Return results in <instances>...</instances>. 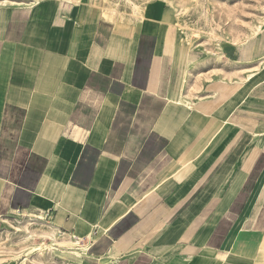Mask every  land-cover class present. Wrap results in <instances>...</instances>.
Segmentation results:
<instances>
[{
    "label": "crops",
    "instance_id": "obj_1",
    "mask_svg": "<svg viewBox=\"0 0 264 264\" xmlns=\"http://www.w3.org/2000/svg\"><path fill=\"white\" fill-rule=\"evenodd\" d=\"M72 1L0 5V221L47 220L88 245L81 262L253 264L264 143L249 156L232 147L233 86L178 103L171 29L148 20L112 33ZM233 224L236 242L220 250Z\"/></svg>",
    "mask_w": 264,
    "mask_h": 264
},
{
    "label": "rangeland",
    "instance_id": "obj_2",
    "mask_svg": "<svg viewBox=\"0 0 264 264\" xmlns=\"http://www.w3.org/2000/svg\"><path fill=\"white\" fill-rule=\"evenodd\" d=\"M79 2L88 4L93 22L112 33L120 31L119 33L127 35V31L131 32L134 25L136 27L148 20H158L163 26L171 29L181 44L178 78L183 69L186 76V82L183 83L185 98L189 103L196 100L197 91H201L206 85V91L213 89L215 92L233 86L236 91L233 103L236 102V107L231 113L225 109L226 114L230 113L229 117L237 120V125L232 128L237 134L232 147L237 149V154L246 152L249 156L252 150L254 152L257 143V151L262 153L264 59L260 61V58L264 57V0L72 1L74 4ZM169 2L174 9L169 8ZM189 58L193 62L192 65L184 67ZM255 72H259L255 78L246 79L248 74ZM228 123L229 121H226L220 130L228 132ZM221 144V148L227 150L229 143ZM259 201L261 202V199ZM46 221H38L22 214H17L9 221H0V264H20L24 258H29L33 264H83L81 259H77L73 254L78 251L76 245L80 244V239L76 243L68 242L67 239L53 245L49 235L39 234L44 231L51 232ZM235 224L228 230V236L221 240L220 250L235 244L238 233ZM262 232L263 230H259L258 236L251 233L252 240L257 241ZM28 235H33V238L25 239ZM88 242L89 239L83 241L84 244ZM47 245L54 246L55 249L40 254V250ZM31 247L36 249L27 254ZM262 252L260 247L252 245L247 250L248 260L253 264H264ZM89 256L90 258L85 259L86 264H110L107 260H101L104 257Z\"/></svg>",
    "mask_w": 264,
    "mask_h": 264
},
{
    "label": "bare ground",
    "instance_id": "obj_3",
    "mask_svg": "<svg viewBox=\"0 0 264 264\" xmlns=\"http://www.w3.org/2000/svg\"><path fill=\"white\" fill-rule=\"evenodd\" d=\"M39 0H0V5H6V4H11V5H23V4H27V5H30V4H34V3H36V2H38ZM75 2H78V0H74ZM169 8L170 9H174V6L169 2ZM106 6V5H105ZM167 30V29H166ZM256 32V31H255ZM179 47V46H178ZM264 59V57H261L260 58V61L261 60H263ZM192 60L189 58L188 59V62H187V66H191L192 65ZM263 66H264V63H263ZM259 72H255V73H250V74H248V76L246 77V79L247 80H252L253 78H255V76L258 74ZM186 76L184 77V79H182L183 80V82H186ZM225 83V82H224ZM184 94H181L180 95V97H179V99H177L176 101L178 102V103H183V104H185V105H188V101L185 99V97L183 96ZM189 107V106H188ZM189 108H191V107H189ZM39 234H41V236L43 235V236H47V235H49V237H51V239L53 240L52 241V244L53 245H55V243H61V242H64V240H67V239H58L57 237H55L54 238V235L53 234H51V232L50 233H48V232H46V231H44V232H41V233H39ZM32 236V237H31ZM31 236H27V237H25V239H27V240H31L32 238H33V235H31ZM78 237L76 236V235H74V236H72L71 237V239H69V241L68 242H71V243H76V242H78ZM76 246H78L76 249L78 250V251H75V252H73V254H75L76 255V257H81V255H82V252H85L86 251V249L88 248V245H76ZM45 248L44 249H42V250H40V254H44V253H46V252H49L50 250H53V249H55V247L53 246H51V245H47V246H44ZM36 248H33V247H31L30 249H28V251H27V254L28 253H31L33 250H35ZM38 255V254H37ZM26 259L27 258H24L22 261H21V263L20 264H25V262H26ZM82 263L83 264H85V262L82 260Z\"/></svg>",
    "mask_w": 264,
    "mask_h": 264
}]
</instances>
